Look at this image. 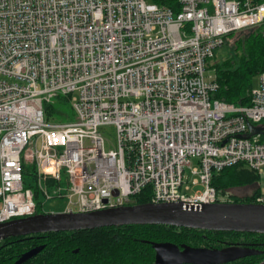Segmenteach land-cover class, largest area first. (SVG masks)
<instances>
[{
  "label": "built area",
  "instance_id": "1",
  "mask_svg": "<svg viewBox=\"0 0 264 264\" xmlns=\"http://www.w3.org/2000/svg\"><path fill=\"white\" fill-rule=\"evenodd\" d=\"M180 3L0 0V224L37 212L28 163L66 213L134 205L147 187L151 203L212 204L214 173H264V73L242 106L215 98L209 66L229 34L264 25V0ZM59 95L74 115L50 122ZM47 177L67 187L47 191Z\"/></svg>",
  "mask_w": 264,
  "mask_h": 264
},
{
  "label": "trees",
  "instance_id": "2",
  "mask_svg": "<svg viewBox=\"0 0 264 264\" xmlns=\"http://www.w3.org/2000/svg\"><path fill=\"white\" fill-rule=\"evenodd\" d=\"M179 13L181 0H150ZM227 56L209 66L215 69L219 90L215 98L230 104L247 106L254 79L264 73V25L250 31L231 33L226 37ZM215 60V61H214ZM214 62V63H212ZM59 106L62 108L60 109ZM48 120L65 122L74 113L69 98L59 95L45 105ZM29 176L38 183L33 167L26 166L24 178ZM56 182V183H55ZM28 184L30 187L34 184ZM45 190L54 192L63 185L48 177ZM43 183V184H44ZM57 185L53 190L50 186ZM217 202L255 203L262 194L259 174L243 164L226 167L214 173L211 181ZM36 198L39 190L34 188ZM151 187L135 198L134 204L150 203ZM38 202L36 214H42ZM227 245L245 246L244 253L226 262H208L201 259L181 260L161 257L162 247L181 250L220 252ZM43 246L44 249L25 264H259L264 261V234L207 231L165 225H129L73 232H50L0 241V264H14L28 251ZM196 260V261H195Z\"/></svg>",
  "mask_w": 264,
  "mask_h": 264
},
{
  "label": "water",
  "instance_id": "3",
  "mask_svg": "<svg viewBox=\"0 0 264 264\" xmlns=\"http://www.w3.org/2000/svg\"><path fill=\"white\" fill-rule=\"evenodd\" d=\"M129 225H165L207 231L264 234V205L232 202L202 205L150 202L91 213H42L1 223L0 241L50 232H73ZM43 249L44 247L40 246L28 251L14 264H25ZM210 253L202 259L208 262H226L230 259L226 253L220 258L218 257L220 252ZM233 256L238 258L241 255L238 253ZM259 264H264V261Z\"/></svg>",
  "mask_w": 264,
  "mask_h": 264
},
{
  "label": "rangeland",
  "instance_id": "4",
  "mask_svg": "<svg viewBox=\"0 0 264 264\" xmlns=\"http://www.w3.org/2000/svg\"><path fill=\"white\" fill-rule=\"evenodd\" d=\"M149 3L151 2L150 0H147ZM227 52L228 49L223 46L221 49H218L216 51V61H221L224 60L227 56ZM214 60V61H215ZM214 63V62H212ZM260 87V78L259 76H257L254 79V89H258ZM59 108H62L61 106H59ZM50 122H56L54 120H49ZM101 131L103 132L104 138L106 139V146L107 148H114V146L116 145V138H117V132H116V128L115 126H106L103 127L101 129ZM30 167H33V165L31 163H28ZM193 166L197 167L198 166V161L195 159L193 160ZM186 175H189L192 177L191 175V169H187L186 171ZM259 183L261 186V192L262 194H264V173L263 174H259ZM48 180L47 178H44L42 180V186H46V184L44 183L45 181ZM25 182L26 184H32L33 181L31 180V178L29 176H27L25 178ZM44 183V184H43ZM56 183V182H55ZM54 183V185L50 186V190H53L55 187H57V185ZM27 184V185H28ZM34 186H32L31 188H35L37 190H40V186L38 187L39 181L34 182L33 183ZM30 186V185H29ZM64 188L67 187V183L64 181L63 183ZM66 193L65 191L63 192V194ZM37 200L41 203V207H42V212L45 214H49V213H58V212H64L65 209L67 208V206L69 205V200L65 197H51V198H47V196L43 193V190L41 189V191H39V197L37 198ZM77 200L76 197L73 198V201L75 202Z\"/></svg>",
  "mask_w": 264,
  "mask_h": 264
},
{
  "label": "flooded vegetation",
  "instance_id": "5",
  "mask_svg": "<svg viewBox=\"0 0 264 264\" xmlns=\"http://www.w3.org/2000/svg\"><path fill=\"white\" fill-rule=\"evenodd\" d=\"M168 250L167 252H165L164 250ZM244 249L245 246H233V245H227L224 248L220 249V253L218 256L220 257H224V253H226L227 257H229L230 259L227 261H231L233 259H235L233 255L238 254L239 255H243L244 253ZM194 250H198V251H188L187 249L181 248V250H177L174 249L173 247H162L161 250V257L164 259H172V260H181L183 258H189L190 256H192L193 259H201L205 258L207 255H210L211 253L208 251L201 250L200 249H194ZM164 251V252H163ZM196 261V260H195ZM203 261H207V260H203Z\"/></svg>",
  "mask_w": 264,
  "mask_h": 264
},
{
  "label": "crops",
  "instance_id": "6",
  "mask_svg": "<svg viewBox=\"0 0 264 264\" xmlns=\"http://www.w3.org/2000/svg\"><path fill=\"white\" fill-rule=\"evenodd\" d=\"M260 176V175H259Z\"/></svg>",
  "mask_w": 264,
  "mask_h": 264
}]
</instances>
